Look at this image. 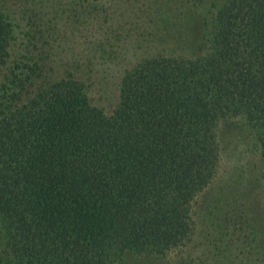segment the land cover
<instances>
[{
  "label": "trees",
  "instance_id": "trees-1",
  "mask_svg": "<svg viewBox=\"0 0 264 264\" xmlns=\"http://www.w3.org/2000/svg\"><path fill=\"white\" fill-rule=\"evenodd\" d=\"M187 3L168 22L169 51L122 71L108 110L94 102L93 60L18 48L0 9V264L175 252L161 264H264V231L222 196L205 208L204 256L191 253L192 204L217 173L221 122L243 121L264 179V0ZM231 221L244 249L231 245Z\"/></svg>",
  "mask_w": 264,
  "mask_h": 264
},
{
  "label": "rangeland",
  "instance_id": "rangeland-1",
  "mask_svg": "<svg viewBox=\"0 0 264 264\" xmlns=\"http://www.w3.org/2000/svg\"><path fill=\"white\" fill-rule=\"evenodd\" d=\"M187 2L0 0V9L14 20L18 48L31 55L46 54L50 59L93 60V68L103 75L94 85V102L108 110L117 97V81L122 71L137 58L169 51L164 48L169 38L168 22L180 20L177 17L186 10ZM217 136L221 147L217 173L192 204L198 226L191 253L200 257L211 242L212 233L211 227H207L209 224L203 222L205 208L216 196H222L224 210L249 213L254 225L264 231L263 166L253 137L238 118L221 122ZM229 225L234 235L231 245L234 249H244V230L237 229L232 221ZM176 253L179 252L153 260L131 258L123 264L172 263Z\"/></svg>",
  "mask_w": 264,
  "mask_h": 264
}]
</instances>
